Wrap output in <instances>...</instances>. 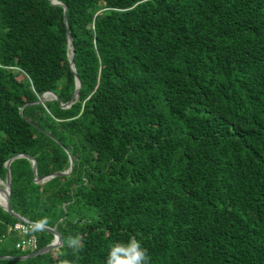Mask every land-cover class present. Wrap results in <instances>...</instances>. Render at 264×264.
Returning a JSON list of instances; mask_svg holds the SVG:
<instances>
[{
  "label": "trees",
  "instance_id": "trees-1",
  "mask_svg": "<svg viewBox=\"0 0 264 264\" xmlns=\"http://www.w3.org/2000/svg\"><path fill=\"white\" fill-rule=\"evenodd\" d=\"M58 1L0 0V178L16 156L12 209L63 243L0 264H105L131 235L151 264H264V0ZM20 221L0 204V255L32 253Z\"/></svg>",
  "mask_w": 264,
  "mask_h": 264
},
{
  "label": "water",
  "instance_id": "water-1",
  "mask_svg": "<svg viewBox=\"0 0 264 264\" xmlns=\"http://www.w3.org/2000/svg\"><path fill=\"white\" fill-rule=\"evenodd\" d=\"M51 2L55 5H64L62 2L58 1V0H51ZM65 6V19L67 20V17H66V13H67V6ZM69 37H70V42L73 43V40L71 38V35H70V32H69ZM74 57H75V50H74V45H72V51L71 53L69 54V59H70V64H71V68L72 70L75 72L76 74V68H75V60H74ZM76 82H77V87H76V91L73 95V97L71 98V100L67 103H61V105L63 107H70L74 102L75 100L78 98L79 96V89L82 85V82L80 80V78L78 77V75L76 74ZM46 94H50L54 97H47ZM52 99H57V100H60L59 96L54 92V91H46L45 93L42 94L41 96V99L38 101V102H43V101H47V100H52ZM22 156H26L28 158H31L28 154H22ZM16 158V156H13L11 157L7 163H6V166H7V176H6V179L3 180V183L0 184V192L4 193L5 194V203H0L6 210H8L9 212L13 213L15 215L16 218H18V220H28L27 218L21 216L20 214L16 213L12 207H11V195H12V173H11V169H10V164L11 162ZM32 163H33V169H34V173H35V180L36 182L38 183H41V182H45L47 181L48 179L52 178V177H55L57 176L59 173H54V174H51V175H47V176H43V177H39L38 176V172H37V169H38V163H37V160L32 158ZM73 167H74V161L71 157V165H70V169L67 170V171H63L62 173L60 174H70L71 171L73 170ZM1 179V178H0ZM29 222H31L30 220H28ZM32 224L34 222H31ZM45 230L51 232L52 234H54V240L47 244L46 246H44L43 248H40L39 250L37 251H34L30 254H27V255H23V256H7V255H0V259H26V258H30V257H35L37 255H41V254H45L51 250H54L58 247H60L63 243V237H62V233L57 229L56 226H48L45 228Z\"/></svg>",
  "mask_w": 264,
  "mask_h": 264
},
{
  "label": "clouds",
  "instance_id": "clouds-1",
  "mask_svg": "<svg viewBox=\"0 0 264 264\" xmlns=\"http://www.w3.org/2000/svg\"><path fill=\"white\" fill-rule=\"evenodd\" d=\"M48 223V218L42 217L33 223L30 230L32 232L43 231ZM65 246L71 249L73 254L80 253L84 249L83 238L79 233L69 235L65 241ZM58 264H71V262L67 259H58ZM105 264H151V257L142 241L135 235H131L126 240H116L109 246Z\"/></svg>",
  "mask_w": 264,
  "mask_h": 264
},
{
  "label": "built area",
  "instance_id": "built-area-1",
  "mask_svg": "<svg viewBox=\"0 0 264 264\" xmlns=\"http://www.w3.org/2000/svg\"><path fill=\"white\" fill-rule=\"evenodd\" d=\"M26 222H17L15 224V229L19 230L24 238L22 237L21 240L17 242V248L22 250H32V252L39 250L38 240L35 235H26L29 233L31 226L33 225L28 220ZM28 236V237H27Z\"/></svg>",
  "mask_w": 264,
  "mask_h": 264
},
{
  "label": "bare ground",
  "instance_id": "bare-ground-1",
  "mask_svg": "<svg viewBox=\"0 0 264 264\" xmlns=\"http://www.w3.org/2000/svg\"><path fill=\"white\" fill-rule=\"evenodd\" d=\"M46 96L48 97L50 94H46ZM0 201L1 203H5V194L2 192H0Z\"/></svg>",
  "mask_w": 264,
  "mask_h": 264
},
{
  "label": "rangeland",
  "instance_id": "rangeland-1",
  "mask_svg": "<svg viewBox=\"0 0 264 264\" xmlns=\"http://www.w3.org/2000/svg\"><path fill=\"white\" fill-rule=\"evenodd\" d=\"M19 78H21V76H19ZM52 95H50V96H48V97H51ZM52 97H54V96H52ZM3 183V181H2V179H0V184H2ZM0 203H1V201H0ZM11 244V243H10Z\"/></svg>",
  "mask_w": 264,
  "mask_h": 264
}]
</instances>
